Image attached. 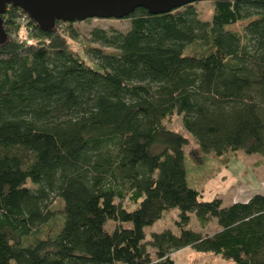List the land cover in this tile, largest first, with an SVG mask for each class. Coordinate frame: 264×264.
<instances>
[{"label": "trees", "instance_id": "trees-1", "mask_svg": "<svg viewBox=\"0 0 264 264\" xmlns=\"http://www.w3.org/2000/svg\"><path fill=\"white\" fill-rule=\"evenodd\" d=\"M210 1L209 19L197 2L96 18L129 27L91 28L83 52L72 47L80 21L44 30L6 7L0 264H175L185 246L264 264V194L202 199L184 162L188 139L167 126L181 117L199 150L222 160L240 149L264 157V0ZM172 209L178 230L192 214L200 230L145 241Z\"/></svg>", "mask_w": 264, "mask_h": 264}, {"label": "rangeland", "instance_id": "rangeland-1", "mask_svg": "<svg viewBox=\"0 0 264 264\" xmlns=\"http://www.w3.org/2000/svg\"><path fill=\"white\" fill-rule=\"evenodd\" d=\"M210 0H201L196 3V7L201 18L209 19L212 13ZM244 23L232 26V29H239ZM93 27H114L125 30L129 27V21L96 19L90 18L74 24V28L79 33V39L73 41L72 47L83 52L85 40L88 37L89 30ZM27 30H21V38L25 37ZM92 45H94L92 43ZM167 126L179 133L184 134L188 139L185 147V166L190 178V183L198 181L200 184L201 197L204 200H210L217 196L222 199L223 204L227 205L234 201H244L253 193L264 194V157L257 153L248 154L243 149L238 150L235 156L231 154L223 155L221 158L213 154H205L199 150V147L192 135L189 134L182 126L181 117L172 116L167 122ZM198 176L193 181L192 177ZM177 218V210L172 209L165 213L163 217L154 224L144 229L145 241L151 239L154 232L168 228L172 232L180 235L182 231L200 230L196 217L192 214L188 227L178 230L174 225ZM109 227L111 224L108 225ZM217 221L213 219V223L208 225L207 231L212 233L217 227ZM150 259L158 258V253L151 246H147ZM175 264H235L232 260L222 258L218 254L212 252H200L190 246H185L171 254Z\"/></svg>", "mask_w": 264, "mask_h": 264}, {"label": "water", "instance_id": "water-1", "mask_svg": "<svg viewBox=\"0 0 264 264\" xmlns=\"http://www.w3.org/2000/svg\"><path fill=\"white\" fill-rule=\"evenodd\" d=\"M201 0H0V45L8 40L2 14L8 5L19 7L31 21L51 30L57 21H84L88 18H123L137 8L163 14Z\"/></svg>", "mask_w": 264, "mask_h": 264}, {"label": "built area", "instance_id": "built-area-1", "mask_svg": "<svg viewBox=\"0 0 264 264\" xmlns=\"http://www.w3.org/2000/svg\"><path fill=\"white\" fill-rule=\"evenodd\" d=\"M25 14H26V13H25ZM26 17L29 18L27 14H26ZM29 19H30V18H29Z\"/></svg>", "mask_w": 264, "mask_h": 264}]
</instances>
